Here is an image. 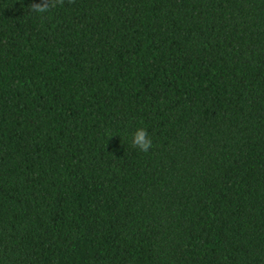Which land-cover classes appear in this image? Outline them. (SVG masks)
<instances>
[{
  "label": "trees",
  "instance_id": "obj_1",
  "mask_svg": "<svg viewBox=\"0 0 264 264\" xmlns=\"http://www.w3.org/2000/svg\"><path fill=\"white\" fill-rule=\"evenodd\" d=\"M33 2L0 0V264H264V0Z\"/></svg>",
  "mask_w": 264,
  "mask_h": 264
},
{
  "label": "clouds",
  "instance_id": "obj_2",
  "mask_svg": "<svg viewBox=\"0 0 264 264\" xmlns=\"http://www.w3.org/2000/svg\"><path fill=\"white\" fill-rule=\"evenodd\" d=\"M31 11L37 15L50 10V0H34L30 5ZM131 145L141 152H147L152 146V139L144 127H137L131 133Z\"/></svg>",
  "mask_w": 264,
  "mask_h": 264
}]
</instances>
